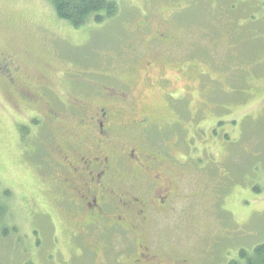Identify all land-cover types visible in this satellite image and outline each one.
<instances>
[{"label": "rangeland", "instance_id": "rangeland-1", "mask_svg": "<svg viewBox=\"0 0 264 264\" xmlns=\"http://www.w3.org/2000/svg\"><path fill=\"white\" fill-rule=\"evenodd\" d=\"M120 1L127 9L121 29L118 23V30H114L120 37L100 36L105 44L99 46L89 28H72L56 16L46 0H0V42L14 52L19 61L27 64L30 74L40 71L43 74L40 75H47L44 76L46 83L62 96L70 92L76 94L75 87L64 79L67 72H78V76L89 72L90 77L94 71L117 73L131 94L119 83L98 77L92 89L84 88L85 92H77L76 95L92 102L93 106L107 101L114 106L123 105L128 97L133 99L138 110L150 106L155 109L158 106L159 113L154 114L155 126L142 134L150 149L162 148L165 142L169 147L163 148V151L174 152V160L185 156L195 159L201 166L197 150L193 154L180 153L179 149L185 145L184 139L196 147L199 143L211 141L212 149L209 152L218 156L227 173L216 189L218 197L222 198L232 187L228 199L220 202V207H224L226 212L217 209L221 211L219 217H223L227 225L213 213L214 198L208 193V196L178 201L174 214L155 216L157 220L155 223L150 220L146 235L153 239L154 245L165 243L171 255L194 256L195 253L194 258L201 255L203 258L216 259L222 247L215 240L217 235L228 237L227 234L240 233L249 238L250 233L257 236L259 230L264 231V0H243L250 5L251 10H257L250 15V19L255 22L248 20L247 15L242 13L243 7L232 6V0ZM218 1H221L220 7L216 4ZM148 5L160 7L163 13L161 17L151 18L142 33L146 30L152 32L165 23L171 27L174 36L169 44L170 62L158 63L152 68L136 56L138 51L135 46L143 34L132 33L137 22L147 13ZM231 6L236 10L233 13H230ZM91 26L98 27L93 21ZM26 45H32L29 58L24 57L22 52ZM141 51L144 49L141 48ZM75 53L78 56H73ZM231 58L234 64L230 62ZM177 59L197 65L199 70L220 81L221 85H217L224 87L221 97L226 94L232 96L223 98L221 104L214 103L216 118L212 126H202L207 131L202 128L199 135L192 130V119L189 117L194 118L196 126L201 122L195 116V109L202 102L199 70L188 69L187 74L180 76L181 73L172 68V63L179 62ZM227 59L226 68L224 64ZM240 66H244L242 70ZM238 73L246 78L245 83L239 79ZM158 77L170 80L167 90L153 83ZM150 78L153 82L148 80ZM99 81H103L105 88H100L101 94L93 95L99 91ZM233 81L246 85L247 95L241 98L240 90H228L227 86L230 87ZM166 92L171 95V101L168 102L172 110H183L179 122L187 128L186 131L177 129L175 133L167 128H164V132L160 130V125L166 120H173L166 104ZM234 96L238 98L236 101ZM211 110L214 112V108ZM31 112L33 109L26 106L21 109L14 107L4 85L0 83V200L7 204L6 212H9L6 221L9 234L0 236V264H114L112 259L121 257V249L118 250L119 254L115 250L114 254L105 255V250H100L98 255H94L86 249L81 237L74 240L73 246L71 224L74 221L68 215L69 205L61 199L64 194L72 193V190L63 194L58 186L54 187L48 166L41 167L42 163L48 164L52 148L45 139L41 143L38 136L40 128L35 130L36 126H32L31 129H21V126H25L22 121H28ZM203 122L208 121L204 118ZM238 126L243 130L242 136H238ZM27 127L30 128L29 125ZM42 132L45 134V130ZM51 134L53 138V130ZM248 134L256 137L250 140L251 143H246ZM134 138L138 137L135 135ZM218 140L226 144L228 153L225 154ZM35 141H39L38 146ZM247 145L250 152L246 149ZM255 161L258 163L255 164ZM134 187H139V184L135 182ZM73 198L76 200L78 197ZM249 220H253L251 224ZM96 230L91 232L85 242L92 239L112 251L114 246L109 235L104 241L97 236L101 229ZM260 239L264 241V236ZM131 243L130 238L126 248ZM244 246L248 247V243ZM197 261L198 264H215L213 260Z\"/></svg>", "mask_w": 264, "mask_h": 264}, {"label": "flooded vegetation", "instance_id": "flooded-vegetation-1", "mask_svg": "<svg viewBox=\"0 0 264 264\" xmlns=\"http://www.w3.org/2000/svg\"><path fill=\"white\" fill-rule=\"evenodd\" d=\"M157 10L156 5H151L150 15L156 18ZM148 23L147 18L140 20L133 33L143 34L140 35L142 47L146 48V43L149 44L150 52L140 54L141 59L152 68L162 63L164 56L168 58L169 44L174 37L171 36V27L165 23H161L153 32L146 30L142 33ZM28 49L24 48L23 54ZM176 63L172 65L176 66ZM21 74L22 64L15 53L0 42V83L13 91L14 96L29 100V104L25 105L32 108L33 112L28 116V121H24L23 130L31 129L32 126H36L35 130L40 128L39 139L47 140L52 148L48 164L42 163L41 167L48 166L54 187L58 186L63 194L72 190V193L64 194L61 199L69 205L68 215L74 221L71 231L73 246L74 240L81 237L86 249L94 255H98L100 250H105V255H112L115 250L119 254L118 250L121 249V257L112 259L114 264H150L157 257V250L166 245L164 242L161 246L154 245L153 239L147 237L146 229L150 220L156 222L155 216L174 214L177 212L176 203L187 201L186 195L177 193L172 178L182 174L184 169L195 172L198 167L196 160L185 156L174 160V152L163 151V148L169 147L167 144L156 149L146 145L142 134L155 126L154 114L159 113L157 108H151V111L148 108L138 110L129 97L123 105L114 106L107 101L93 106L79 96H62L48 83L43 84L38 79H35L38 83L36 86L42 89L35 92L36 87L30 90L26 84L27 78L21 77ZM110 78L118 81L131 94L118 76ZM13 104L16 108L22 107L18 103ZM174 111L180 117L183 110ZM175 126L176 129L169 131L176 133L177 129L187 130L179 121H176ZM49 128L53 130V138ZM42 130H45V134ZM135 135L138 138H134ZM183 142L185 145L179 149L180 153L186 150L188 152L184 153L193 152L194 146L189 145L186 139ZM35 144L38 146L39 141H35ZM29 148L35 149L32 146ZM168 160L174 161L175 167V170L170 171V179L166 178V174H170ZM135 182L139 187H134ZM58 193L55 192L56 201ZM201 195L198 191L197 196ZM73 196L78 198L75 200ZM98 229H101V233L97 236L101 239H112V251L92 239L85 242L91 232ZM130 238L132 245L126 248ZM186 260L183 264H187ZM190 263L198 264L193 261Z\"/></svg>", "mask_w": 264, "mask_h": 264}, {"label": "trees", "instance_id": "trees-1", "mask_svg": "<svg viewBox=\"0 0 264 264\" xmlns=\"http://www.w3.org/2000/svg\"><path fill=\"white\" fill-rule=\"evenodd\" d=\"M52 7V9L54 10L56 16L60 19L63 20L65 22H67L72 28L78 29L80 27H85L89 30V32H92L97 41H98V45L100 46H104L105 41L104 39H102L101 37H110V36H117L120 37L119 35H117V32H115L114 30H116V26L118 23H120V29H121V25L124 23V19L126 18V10L124 8V5H121V1L120 0H46ZM221 1H225L226 0H221ZM221 1H218L216 4L220 7L221 6ZM228 1V0H227ZM148 4H150L151 2H146ZM232 6L235 7H243L244 10L242 13L247 15V19L248 20H254V19H250V15L253 11H257L255 8L254 10L250 9V5L248 3H244L243 0H232ZM232 6L230 7V13L235 12V7L232 8ZM158 10L155 11V15L156 17H161V14L163 12H160V7H158ZM167 10V8L165 9V11ZM151 13V5H148L147 7V13L145 15L142 16L143 19L147 18L149 21L151 18H155L153 16L150 15ZM263 14V13H262ZM123 19V20H122ZM93 21L94 24H97L98 27L96 28H92L91 26V22ZM147 21V20H146ZM256 20H254L253 22H255ZM264 22V20H263ZM103 24V25H102ZM262 26H260L261 28ZM86 28H84V30H86ZM262 29V28H261ZM118 30V29H117ZM116 30V31H117ZM153 32V30H152ZM133 33V30H132ZM131 33V34H132ZM101 36V37H100ZM172 37L173 33L171 34ZM171 38V37H170ZM123 39V37H121V40ZM120 40V41H121ZM142 38L140 39V42L137 46H135V49L138 51V55H136L137 57L141 58V53H148L150 52V48L149 44L146 43V48L142 47ZM29 47V51L24 53L23 56L24 57H28L31 55V49H32V45L31 46H27L26 48ZM141 48L144 49V51H141ZM149 49V50H148ZM147 50V51H145ZM69 55V53H67ZM72 54H70L71 56ZM87 55V54H86ZM86 55H83L84 58H86ZM73 56H78V53H75V55ZM28 58L25 62L28 61ZM163 61V63L165 62H170L168 58H166L164 56V59H161ZM68 61L73 62V59H68ZM176 61H179V59H177ZM173 61V62H176ZM43 63H47V61H42ZM181 62V64L179 63ZM176 63V66H173V68L176 69V71H180L177 73H181L180 76L182 74H187L186 70L189 69L192 71H198V66L191 64L189 62H185V61H179ZM227 62L228 59L225 61L224 66L227 68ZM230 62L233 63V58L230 59ZM244 62V59L241 61V64ZM20 63L22 64V74L21 77H26L28 82H26L27 87L30 88V90L32 89L33 86L36 87V91L38 90L40 91L42 88L36 86V84L38 85V83L36 82L35 79H38L39 81L46 83L45 81V77L47 75L42 76L43 74L38 71L39 73H33L30 74L27 71V64H25L23 61H20ZM160 63V62H159ZM234 64V63H233ZM245 66V65H244ZM244 66H240L241 70ZM43 67V66H42ZM172 67V66H169ZM185 68V69H184ZM41 69V67H40ZM231 69V68H230ZM243 74H246V72H244ZM258 74V73H256ZM2 75V74H1ZM92 75V74H91ZM117 77L118 75L115 72H111L110 74H103L100 71H94L93 75L90 77V73L89 72H84L83 74H81L80 76H78V72H74V73H66L68 81L67 83H70L73 87H75V91L76 94L77 92H85V89H92L94 86L93 84H95V79L98 77H106L107 79L113 81V82H118L113 78H110L112 76ZM176 76V73L174 74ZM227 76V74H224ZM239 75V73H238ZM179 75H177L178 77ZM179 76V77H180ZM198 76L200 79L199 82V87L201 89V95H200V99L202 100V102L200 103L199 106H197L198 108L195 109V116L198 117V119H201V122L198 123V125L196 126L195 124V120L192 116V130L197 131L199 133L202 132V126L206 125H211L214 121L215 117V111H216V107L214 105V103L217 104H221L223 103L222 99L223 98H230L228 97V94L225 95V97H221V92H223V88L222 86H218L221 85L220 81H217V79L215 80L213 77L211 78L209 76V73H204L201 69L198 72ZM239 79L245 83L246 78L243 75H239ZM120 78V76H118ZM179 79V78H178ZM32 80V83H31ZM149 80V79H148ZM149 81L153 82V79H150ZM170 81V80H169ZM227 81H228V77H227ZM168 79L164 78H159L153 82L156 86L162 87L164 88V90H167V88L170 86V83H167ZM164 83V85H163ZM216 83V84H215ZM124 85H126L123 82ZM166 84H168L166 86ZM218 84V85H217ZM227 84V83H226ZM32 85V86H31ZM217 86V88L215 87ZM101 89L105 88V85L103 83V81H99L98 83V89L99 91L92 93L93 95H99L102 93V91H100ZM125 90V87H123ZM232 91L234 90H240L242 93L240 94V97H244L245 95H247L248 90H247V86L246 85H240L238 84V81H233L232 83H230V87ZM27 89V88H25ZM111 90L113 88H110ZM187 89V87H186ZM4 90H6L7 93V97L15 104H20L21 106H26L29 104V100L24 98L23 100L19 97H16L12 94L13 91H9L6 87H4ZM78 90V91H77ZM28 92V91H27ZM75 93L70 92L68 95H66V97L68 96H78ZM166 96H167V105L170 108V115L173 117L172 122H169L168 120H165L164 124L160 125V130H163L164 128L167 129H173L175 128L176 125V121L180 120V117L178 116V114L172 110L170 103L168 101H171V95H169L166 92ZM235 101L238 99L236 96H234ZM19 101V102H16ZM90 102V101H89ZM92 103V102H90ZM26 104V105H25ZM151 107V106H150ZM158 107V106H157ZM155 107V108H157ZM28 108H30L28 106ZM152 108V107H151ZM151 108H148L147 110L151 111ZM211 108H214V112L211 110ZM158 109V108H157ZM59 110V109H58ZM185 110V109H184ZM60 111V110H59ZM184 115V114H183ZM187 116V115H186ZM165 117V116H164ZM207 119V123H204L203 120ZM205 125V126H206ZM201 126V128L199 127ZM241 128L240 126L237 127L238 129V136H242L243 134V130L241 128V130L239 129ZM204 129V128H203ZM49 130H52L51 128H49ZM206 130V129H204ZM207 131V130H206ZM211 131V129H210ZM256 137H253V134H248V141L246 143H251L250 140L251 139H255ZM41 140V139H40ZM42 142V140H41ZM144 142L147 144L146 138H144ZM210 142H207V144L199 143L197 145V153L199 158L201 159V166H198L195 170V172L191 171L188 172L187 169H184V172H182V174L180 173V175L178 176H174L172 178L173 180V186L176 188L177 193L182 195H186L187 198H197V193L198 191L201 192V194L203 195H207L208 193L214 198V200H212L213 202V213L216 214V216L219 218L220 221H223L226 225L227 222L223 220L219 217V214L221 211H225L224 207H220V202L222 200L228 199V193H230L232 187L229 189V191L226 193V195H222V198L218 197L217 194V187L220 185L221 181L227 176L226 171L223 170L222 166L224 165L223 163H220V161L218 160V156L217 155H213L211 154L209 151L212 149L210 146ZM218 144H222V149L225 151V154L228 153V148L226 146L225 143H223L222 141L218 140L217 141ZM163 144H166L165 142ZM253 147V146H251ZM145 149H147V147H145ZM246 149L248 150V152H250V147L247 145ZM183 150V149H182ZM201 150V151H200ZM184 152H188V150L184 151ZM183 152V153H184ZM196 152V147L194 146L193 152L191 151V153H195ZM182 153V154H183ZM40 156V155H39ZM229 158L231 156L228 155ZM166 160V159H165ZM162 161H163V157H162ZM167 161V160H166ZM169 163V164H168ZM168 165L170 166L168 172L170 173V171L175 170V167L173 165L174 161H170L168 160ZM258 162L255 161V164H257ZM253 167V166H252ZM171 174H166V178L170 179ZM255 191H258L257 187L253 188ZM187 192H190L189 194ZM7 195V194H6ZM208 196V195H207ZM6 208L7 204L3 201L0 200V236H5L9 234L8 231V227L9 224L6 222L9 216V212L7 210L6 212ZM216 208V209H215ZM221 210L219 212V210ZM228 213V212H227ZM253 221V220H252ZM251 220H249V224L252 223ZM248 224V225H249ZM247 225V226H248ZM74 223L71 224V227L73 228ZM225 228V227H224ZM240 231H242V229H238ZM227 232L232 233L231 230H228ZM264 236V231L262 232L261 230H259V233H257V236H253L251 233L249 234V238H246L248 236H241L240 233L236 234V235H228V237H226L224 234H220L219 236L217 235L215 237V240H217L220 244H222V247L219 251V257H216V259L214 258H203V256L198 255L197 257L194 258V256L196 255L195 253L194 256H186V255H171L166 247L162 246V247H156L158 250L156 252V259L154 261H151L150 264H183L184 260L188 259L187 264H192L190 263L191 261L199 263L197 261V259L200 262H203L204 259L207 260H213V262L215 264H264V241L262 239H260L261 236ZM238 237L236 239L232 238V237ZM243 242H242V239ZM260 239V240H259ZM226 240V241H225ZM248 243V247H245L244 244ZM252 244V245H251ZM250 246V247H249ZM141 259V256L140 258ZM143 260V259H142ZM191 260V261H189ZM143 261H141L142 263ZM129 264V263H128Z\"/></svg>", "mask_w": 264, "mask_h": 264}]
</instances>
